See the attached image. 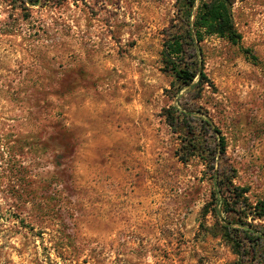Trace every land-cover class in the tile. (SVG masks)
Instances as JSON below:
<instances>
[{
    "label": "rangeland",
    "instance_id": "obj_1",
    "mask_svg": "<svg viewBox=\"0 0 264 264\" xmlns=\"http://www.w3.org/2000/svg\"><path fill=\"white\" fill-rule=\"evenodd\" d=\"M202 1L0 0V264H252L204 208L212 162L264 199V0L233 3L238 44L205 37L184 86L160 53Z\"/></svg>",
    "mask_w": 264,
    "mask_h": 264
},
{
    "label": "trees",
    "instance_id": "obj_2",
    "mask_svg": "<svg viewBox=\"0 0 264 264\" xmlns=\"http://www.w3.org/2000/svg\"><path fill=\"white\" fill-rule=\"evenodd\" d=\"M188 11L194 7L195 0H181ZM236 0L202 1L195 10L193 21L187 22L188 35H173L163 42L160 53L161 63L165 71L172 75L174 81L188 86L197 79L196 85L207 83L203 73L200 43L205 37L215 36L238 44L240 35L234 27L230 8ZM189 16V15H188ZM188 42V43H187ZM248 53V52H247ZM187 60H190L189 62ZM175 107L165 111L167 124L176 130L180 119ZM207 126L217 142L214 152L222 156L226 152L224 138L220 132L207 120H200ZM69 136V135H68ZM70 138V136H69ZM70 147V143H67ZM199 146L195 142L188 143L179 157L187 162L192 156H200ZM212 165L206 164L207 172L211 173V201L207 203L204 213L210 215L215 222L211 227L228 244L232 253L241 262L250 261L252 264H264V231L260 230L255 221L264 219V199L251 202L247 197V188L233 185L232 178L220 177ZM207 209V210H206ZM249 221V222H248Z\"/></svg>",
    "mask_w": 264,
    "mask_h": 264
}]
</instances>
